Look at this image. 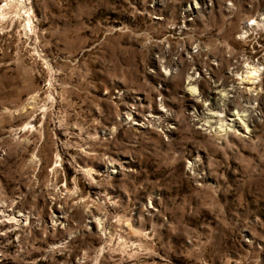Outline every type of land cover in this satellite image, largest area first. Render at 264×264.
Instances as JSON below:
<instances>
[{
    "label": "rangeland",
    "instance_id": "obj_1",
    "mask_svg": "<svg viewBox=\"0 0 264 264\" xmlns=\"http://www.w3.org/2000/svg\"><path fill=\"white\" fill-rule=\"evenodd\" d=\"M263 18L0 0V264H264Z\"/></svg>",
    "mask_w": 264,
    "mask_h": 264
},
{
    "label": "bare ground",
    "instance_id": "obj_2",
    "mask_svg": "<svg viewBox=\"0 0 264 264\" xmlns=\"http://www.w3.org/2000/svg\"><path fill=\"white\" fill-rule=\"evenodd\" d=\"M263 20H264V18H263ZM259 68L258 67H254V66H249V65H246V67H245V71L241 74V76L239 77V79L241 80V82L242 83H248V84H251V83H254V80L256 79V77L258 76V73H259ZM239 76V75H238ZM259 78V77H258ZM257 78V79H258ZM190 79V81L191 80H193L192 79V77L191 78H189ZM190 81H189V83H190ZM256 81V80H255ZM190 86H191V89H193V90H195L196 88H195V86H193V85H191L190 84ZM227 98V97H226ZM227 106V105H226ZM250 108V107H249ZM223 109H224V107H223ZM237 114V113H236ZM222 115V114H221ZM239 115V114H238ZM240 116V115H239ZM222 117V116H221ZM227 121H229L228 119H227ZM211 125V124H210ZM209 125V126H210ZM224 125H226L225 124V122H224V120H222V119H220V126H219V128L220 129H222L223 130V127H225ZM228 126H229V124H227ZM226 125V126H227Z\"/></svg>",
    "mask_w": 264,
    "mask_h": 264
},
{
    "label": "built area",
    "instance_id": "obj_3",
    "mask_svg": "<svg viewBox=\"0 0 264 264\" xmlns=\"http://www.w3.org/2000/svg\"><path fill=\"white\" fill-rule=\"evenodd\" d=\"M197 9H200V6L196 5L194 2L185 4V7L180 13L179 21H176L175 23H195L196 16L194 10L196 11Z\"/></svg>",
    "mask_w": 264,
    "mask_h": 264
}]
</instances>
